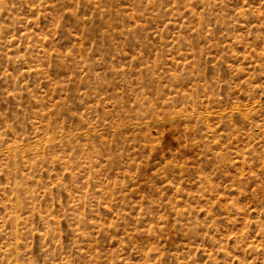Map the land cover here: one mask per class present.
I'll return each mask as SVG.
<instances>
[{
    "label": "clouds",
    "instance_id": "obj_1",
    "mask_svg": "<svg viewBox=\"0 0 264 264\" xmlns=\"http://www.w3.org/2000/svg\"><path fill=\"white\" fill-rule=\"evenodd\" d=\"M0 264H264V0H0Z\"/></svg>",
    "mask_w": 264,
    "mask_h": 264
},
{
    "label": "rangeland",
    "instance_id": "obj_2",
    "mask_svg": "<svg viewBox=\"0 0 264 264\" xmlns=\"http://www.w3.org/2000/svg\"><path fill=\"white\" fill-rule=\"evenodd\" d=\"M207 257H205V259H206Z\"/></svg>",
    "mask_w": 264,
    "mask_h": 264
}]
</instances>
